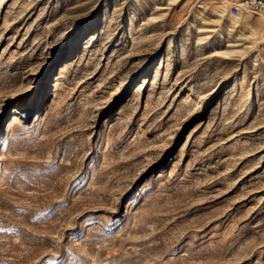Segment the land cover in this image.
Instances as JSON below:
<instances>
[{"label": "rangeland", "instance_id": "obj_1", "mask_svg": "<svg viewBox=\"0 0 264 264\" xmlns=\"http://www.w3.org/2000/svg\"><path fill=\"white\" fill-rule=\"evenodd\" d=\"M0 264H264V18L0 0Z\"/></svg>", "mask_w": 264, "mask_h": 264}, {"label": "built area", "instance_id": "obj_2", "mask_svg": "<svg viewBox=\"0 0 264 264\" xmlns=\"http://www.w3.org/2000/svg\"><path fill=\"white\" fill-rule=\"evenodd\" d=\"M221 9L234 19L245 16L264 17V0H215Z\"/></svg>", "mask_w": 264, "mask_h": 264}, {"label": "bare ground", "instance_id": "obj_3", "mask_svg": "<svg viewBox=\"0 0 264 264\" xmlns=\"http://www.w3.org/2000/svg\"><path fill=\"white\" fill-rule=\"evenodd\" d=\"M264 18V17H263Z\"/></svg>", "mask_w": 264, "mask_h": 264}]
</instances>
